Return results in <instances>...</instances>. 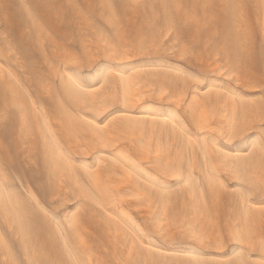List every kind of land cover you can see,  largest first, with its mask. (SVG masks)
Instances as JSON below:
<instances>
[{
    "label": "bare ground",
    "instance_id": "bare-ground-1",
    "mask_svg": "<svg viewBox=\"0 0 264 264\" xmlns=\"http://www.w3.org/2000/svg\"><path fill=\"white\" fill-rule=\"evenodd\" d=\"M262 122L264 0H0V264H264Z\"/></svg>",
    "mask_w": 264,
    "mask_h": 264
},
{
    "label": "rangeland",
    "instance_id": "rangeland-1",
    "mask_svg": "<svg viewBox=\"0 0 264 264\" xmlns=\"http://www.w3.org/2000/svg\"><path fill=\"white\" fill-rule=\"evenodd\" d=\"M250 11H251V7H250V5H248V7L246 9L247 15H250V13H251ZM126 18H127V20H126ZM126 21H127V23H126ZM137 23H138V20L135 21V19L132 17L124 16V17H122V21L119 24V31L125 32L128 35H133L138 30L136 27ZM56 28L58 31H63L66 29V27L64 25H57ZM259 43H260L259 38H257V43H256L257 47H259L261 45V44L259 45ZM67 44H69V43H67ZM163 59L168 60V61L172 62L173 64L177 65L179 68H181L187 72L193 73V74H200V73H202L201 71H203V69L200 67V64H199L200 61L194 56H189V55L187 56L186 55L184 58L178 59V58H175V56L168 55V56H163ZM185 118L188 119L187 116H185ZM9 170L15 176H17L21 180L22 183H24V184L26 183L29 187H31L33 189V191L37 194L38 198L46 206L50 205L49 201L47 199V196H46V191L40 185H37L34 181H32L28 178L27 173L25 172V168H20V167H18V165L17 166L14 165V166L10 167ZM135 216L140 221V217L138 215H135Z\"/></svg>",
    "mask_w": 264,
    "mask_h": 264
},
{
    "label": "snow or ice",
    "instance_id": "snow-or-ice-1",
    "mask_svg": "<svg viewBox=\"0 0 264 264\" xmlns=\"http://www.w3.org/2000/svg\"><path fill=\"white\" fill-rule=\"evenodd\" d=\"M260 132L262 134L261 135V141H262V143H264V122H262V124H261ZM247 183L249 184L250 189H254L256 187H264V176L260 177L258 180L257 179H249L247 181ZM249 247H252L253 249H255L256 246L254 244L250 243ZM259 250L264 251V241L261 242V244L259 246Z\"/></svg>",
    "mask_w": 264,
    "mask_h": 264
}]
</instances>
